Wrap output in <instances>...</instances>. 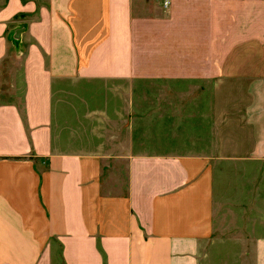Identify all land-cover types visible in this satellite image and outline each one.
I'll return each instance as SVG.
<instances>
[{"label":"crops","instance_id":"crops-1","mask_svg":"<svg viewBox=\"0 0 264 264\" xmlns=\"http://www.w3.org/2000/svg\"><path fill=\"white\" fill-rule=\"evenodd\" d=\"M0 264H264V0H0Z\"/></svg>","mask_w":264,"mask_h":264},{"label":"rangeland","instance_id":"rangeland-1","mask_svg":"<svg viewBox=\"0 0 264 264\" xmlns=\"http://www.w3.org/2000/svg\"><path fill=\"white\" fill-rule=\"evenodd\" d=\"M16 69H18L20 62L16 61L13 64ZM149 85V84H147ZM151 111H144L145 115L151 116ZM145 124L140 126L144 127L145 131L148 132L149 137H127L129 143H132L134 149L137 153H146V154H179L184 152V144L186 137H151L152 124L151 119H146ZM104 138V137H101ZM114 142H119L115 140ZM96 144H106L104 139L96 141Z\"/></svg>","mask_w":264,"mask_h":264},{"label":"built area","instance_id":"built-area-1","mask_svg":"<svg viewBox=\"0 0 264 264\" xmlns=\"http://www.w3.org/2000/svg\"><path fill=\"white\" fill-rule=\"evenodd\" d=\"M165 4L167 5L168 3H167V2H165Z\"/></svg>","mask_w":264,"mask_h":264}]
</instances>
